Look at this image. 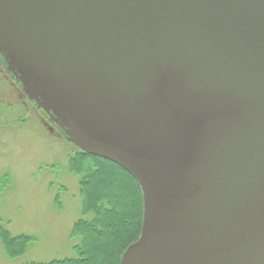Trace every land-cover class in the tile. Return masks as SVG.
<instances>
[{
    "label": "water",
    "instance_id": "1",
    "mask_svg": "<svg viewBox=\"0 0 264 264\" xmlns=\"http://www.w3.org/2000/svg\"><path fill=\"white\" fill-rule=\"evenodd\" d=\"M0 51L138 184L120 264H264V0H0Z\"/></svg>",
    "mask_w": 264,
    "mask_h": 264
},
{
    "label": "rangeland",
    "instance_id": "2",
    "mask_svg": "<svg viewBox=\"0 0 264 264\" xmlns=\"http://www.w3.org/2000/svg\"><path fill=\"white\" fill-rule=\"evenodd\" d=\"M69 138L0 51V219L11 235L35 238L14 259L0 242V264L73 257L71 230L83 216Z\"/></svg>",
    "mask_w": 264,
    "mask_h": 264
},
{
    "label": "trees",
    "instance_id": "3",
    "mask_svg": "<svg viewBox=\"0 0 264 264\" xmlns=\"http://www.w3.org/2000/svg\"><path fill=\"white\" fill-rule=\"evenodd\" d=\"M68 142L75 149L68 156L67 172L77 178L83 216L71 230L73 257L26 264H120L141 233L140 188L117 164ZM31 241L35 238L11 235L0 219V242L8 258L22 256Z\"/></svg>",
    "mask_w": 264,
    "mask_h": 264
}]
</instances>
